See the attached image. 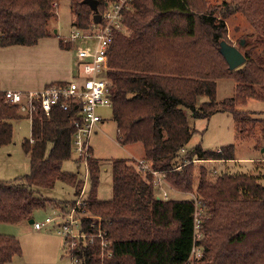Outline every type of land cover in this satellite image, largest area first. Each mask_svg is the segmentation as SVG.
Instances as JSON below:
<instances>
[{
  "label": "trees",
  "instance_id": "16d2710c",
  "mask_svg": "<svg viewBox=\"0 0 264 264\" xmlns=\"http://www.w3.org/2000/svg\"><path fill=\"white\" fill-rule=\"evenodd\" d=\"M85 1L70 0L72 27L81 31L92 25L94 13L101 15L117 0H94L95 11ZM56 4L57 0H0V47L33 46L50 37ZM222 9L207 7L206 0H126L123 30L114 35L107 55L117 143L141 144L142 161L150 169L167 172L166 181L173 188L195 190L208 215L201 240L195 239L193 198L163 199L149 171L121 158L108 164L111 197L102 199L97 187L104 165L90 158V189L78 212L91 214L81 218V232L94 237L70 247L68 255L75 264H264V175L227 171L214 177L199 165L194 186L195 161H232L234 150L232 145L187 148L195 132L187 111L192 119L223 111L232 115L238 135L257 138L259 150H264V119L236 108L248 99L264 100V68L246 52L244 64L229 70L219 52V43L226 41L225 17L234 13L243 14L264 44V0H230ZM221 78L233 80L235 90L232 97L216 102L215 80ZM202 97L207 101L200 102ZM79 110L72 104L66 111L54 107L48 115L34 116L30 137L21 142L30 171L11 182L0 181V222L33 223L34 211L57 204L43 194L56 182L73 186L77 195L83 182L80 173L65 171L62 165L71 158ZM21 118L18 107L0 93V147L12 141L13 123ZM97 233L101 236L95 237ZM100 237L107 241L109 254L104 257ZM195 243L203 252L191 263ZM19 255V241L0 234V264Z\"/></svg>",
  "mask_w": 264,
  "mask_h": 264
},
{
  "label": "rangeland",
  "instance_id": "374dc122",
  "mask_svg": "<svg viewBox=\"0 0 264 264\" xmlns=\"http://www.w3.org/2000/svg\"><path fill=\"white\" fill-rule=\"evenodd\" d=\"M207 7H220L230 0H206ZM124 6V4H123ZM55 20L49 24L50 37L40 39L36 45L24 46L14 45L11 47H0V75L4 81L13 87L21 89L43 88L44 84L53 80L60 74L63 67L70 68L72 61H76V49L79 46V40H71L70 36L73 31L72 21L74 19L71 13L70 0H57ZM226 33L225 40L230 45L239 49L242 54L246 52L255 59L258 64L264 68V44L254 33L253 28L248 23L242 13L229 14L224 20ZM88 29L82 30L86 33ZM58 31V34L55 33ZM61 38L63 39L61 41ZM62 42V46H61ZM68 42L69 45L66 44ZM76 67V68H75ZM71 71L74 74L78 71L77 66ZM73 75V76H74ZM72 75H68L66 80H71ZM216 82V102L230 98L234 94L235 82L231 79H217ZM9 85V86H10ZM207 101L202 97L200 102ZM238 111L245 112L252 116L264 119V100L248 99L243 104L236 106ZM96 112L101 117V122L97 125V129L89 138L91 148V158L99 161L104 165L99 174V184L97 187L98 196L102 199L111 197L112 174L108 166L113 159H132L138 169L142 171L150 170L142 159V145L137 143L130 146H121L116 140V126L111 120L112 110L110 107L97 108ZM188 122L195 131L192 135L187 148H192L196 144H200L206 150H218L229 145L233 146L235 160L232 161H206L194 162L193 184L197 186L199 165H205L209 170L210 176H218L222 172H251L256 174L261 172L264 175V150H259L262 144H258L257 138L250 134H239L236 129V123L231 114L223 111L213 113L209 118L192 119L187 111ZM22 117V116H21ZM30 137V122L26 117L13 123L12 141L0 147V181L11 182L19 176L29 173L28 156L21 149L23 139ZM264 144V142H262ZM77 155L72 152L71 158L65 161L62 169L68 172L80 173L83 167L77 169ZM254 161V162H253ZM140 162L146 166L143 169ZM199 162V163H198ZM260 173V174H261ZM168 174V173H166ZM264 184V178L262 179ZM83 187V189H82ZM73 186L56 182L51 190L44 191L43 194L51 199H55L57 204L47 205L43 209L36 210L32 213L33 222H41L45 217H51L54 225L48 226L42 230H35L32 223L28 220L15 224L0 222V234L14 236L21 245V255L14 257L13 264H75L70 258L69 249L72 244H64V235L56 230V225L60 219L55 217L60 215L61 221H64L71 207L75 205V201L82 194V199L86 198L90 189L89 180L82 182L81 190L74 194ZM161 192L167 194L168 199H182L191 197L195 204V228L196 241L202 238V224L208 218L202 204L195 196V190L181 191L173 188L168 181L161 186ZM75 203V204H74ZM81 206V205H80ZM82 207V206H81ZM84 209V208H83ZM85 210V209H84ZM86 211V212H85ZM82 214L90 217L91 214L85 210ZM82 215L73 214L72 219L78 220ZM95 221L96 217H91ZM52 230H48L49 228ZM77 229V228H76ZM74 229V230H76ZM78 230V229H77ZM98 234V233H97ZM205 236H203L204 238ZM93 238L91 235L85 236L81 240ZM80 240H74L78 243ZM107 242V241H106ZM100 237V243H106ZM102 257L109 254L107 246L102 245ZM203 248L195 243L192 251L190 262L194 263L202 256ZM198 262V261H197Z\"/></svg>",
  "mask_w": 264,
  "mask_h": 264
},
{
  "label": "built area",
  "instance_id": "2783aa9c",
  "mask_svg": "<svg viewBox=\"0 0 264 264\" xmlns=\"http://www.w3.org/2000/svg\"><path fill=\"white\" fill-rule=\"evenodd\" d=\"M125 1L117 0L109 5L101 14L100 22L97 24L92 23L91 28L86 33L73 28L70 38L71 40H79L75 56V66H77L78 71L67 83L30 91L6 89L0 85V93L3 94L5 101L17 106L20 115L26 117L30 124L38 112L48 115L54 107L63 111L68 110L72 104L80 107L79 119L74 121L73 124L72 152L77 155L75 161L78 169L83 167L81 172L84 180L83 186L85 180H89V159L91 158L89 138L101 122V117L96 110L101 107H111L110 98L113 93V86L107 75V55L114 35L123 30L121 10ZM142 163L140 162V165L145 169L146 166ZM147 171L153 176L154 185L161 189L162 184L165 183L167 172L152 169ZM81 193L64 221H61L60 215L55 216L60 219V222L56 225V230L64 235L65 245L68 243L75 245L74 240H81L87 236L86 233L81 232V218L86 216L81 214L82 212H78V208L83 206L84 203L82 199L83 192ZM161 197L163 199L168 198L165 192H161ZM74 213L82 215V217L77 221L73 220ZM50 225H54L51 217H45L41 222L32 223L35 230H41ZM91 236L94 237L93 234ZM99 236H101L100 233L95 237ZM88 239H90L89 242H92L93 238ZM102 245L107 246L106 243H102Z\"/></svg>",
  "mask_w": 264,
  "mask_h": 264
},
{
  "label": "water",
  "instance_id": "95a60500",
  "mask_svg": "<svg viewBox=\"0 0 264 264\" xmlns=\"http://www.w3.org/2000/svg\"><path fill=\"white\" fill-rule=\"evenodd\" d=\"M86 4H88L94 11L96 10L97 2L94 0H86ZM93 23L97 24L101 20V15L98 13H94L92 17ZM219 52L224 58L228 69L234 70L240 67L245 62L244 55L233 45L228 44L226 41H221L219 43ZM29 223H32L30 221Z\"/></svg>",
  "mask_w": 264,
  "mask_h": 264
},
{
  "label": "crops",
  "instance_id": "0c3cea01",
  "mask_svg": "<svg viewBox=\"0 0 264 264\" xmlns=\"http://www.w3.org/2000/svg\"><path fill=\"white\" fill-rule=\"evenodd\" d=\"M55 33L58 34V31L55 30ZM61 40H63L61 38ZM70 44V43H69ZM68 44V45H69ZM75 67V61H72L71 65H70V68H66V67H63L60 71V74L58 76H56L55 78H53V80L47 82L46 84H49V83H52V82H56V81H69V80H66L67 78H64V77H67L68 75H74V74H71V71L74 69ZM76 68V67H75ZM77 73V72H76ZM75 73V74H76ZM71 76V77H72ZM74 77V76H73ZM72 77V78H73ZM71 78V79H72ZM5 79L0 75V85L3 87V88H6V89H13V90H23V91H30V90H35V89H40V88H32V89H21V88H17V87H13L12 85H10L9 83L5 82L4 81ZM46 84H44L43 86H45ZM10 85V86H9ZM130 146V145H129ZM143 157V156H142ZM139 159H142V158H139ZM51 226V225H50ZM53 228H49L48 230H52ZM42 230V229H41ZM53 231V230H52ZM8 264H13V262L11 261L10 263Z\"/></svg>",
  "mask_w": 264,
  "mask_h": 264
}]
</instances>
